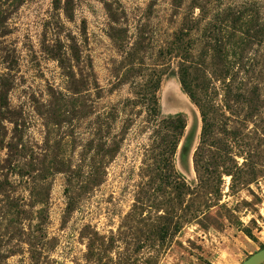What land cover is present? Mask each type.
Returning a JSON list of instances; mask_svg holds the SVG:
<instances>
[{
	"label": "rangeland",
	"instance_id": "rangeland-1",
	"mask_svg": "<svg viewBox=\"0 0 264 264\" xmlns=\"http://www.w3.org/2000/svg\"><path fill=\"white\" fill-rule=\"evenodd\" d=\"M262 247L264 0H0V264Z\"/></svg>",
	"mask_w": 264,
	"mask_h": 264
},
{
	"label": "trees",
	"instance_id": "trees-1",
	"mask_svg": "<svg viewBox=\"0 0 264 264\" xmlns=\"http://www.w3.org/2000/svg\"><path fill=\"white\" fill-rule=\"evenodd\" d=\"M180 82H181V85L182 87L185 89V79L184 77H180ZM190 97L192 98V96L190 95ZM202 118H204V114L202 112ZM169 120V125L171 128H172V134L171 136L173 137L172 138V141L170 142V145L167 149V155L168 156H172L175 152V149H176V146H177V142L180 138V136L182 135V132L184 130V127H185V121L181 115V113H176L173 117H169L168 118Z\"/></svg>",
	"mask_w": 264,
	"mask_h": 264
},
{
	"label": "water",
	"instance_id": "water-1",
	"mask_svg": "<svg viewBox=\"0 0 264 264\" xmlns=\"http://www.w3.org/2000/svg\"><path fill=\"white\" fill-rule=\"evenodd\" d=\"M263 263H264V247L260 248L259 250L249 255L239 264H263Z\"/></svg>",
	"mask_w": 264,
	"mask_h": 264
}]
</instances>
